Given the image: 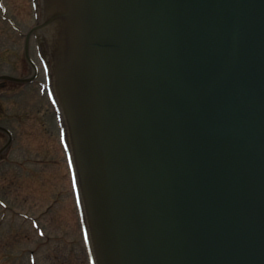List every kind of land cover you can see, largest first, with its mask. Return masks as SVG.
Masks as SVG:
<instances>
[{"label":"water","instance_id":"95a60500","mask_svg":"<svg viewBox=\"0 0 264 264\" xmlns=\"http://www.w3.org/2000/svg\"><path fill=\"white\" fill-rule=\"evenodd\" d=\"M42 14L94 263L264 264V0Z\"/></svg>","mask_w":264,"mask_h":264},{"label":"rangeland","instance_id":"374dc122","mask_svg":"<svg viewBox=\"0 0 264 264\" xmlns=\"http://www.w3.org/2000/svg\"><path fill=\"white\" fill-rule=\"evenodd\" d=\"M2 1L7 17L0 11V74L23 77L31 72L23 33L36 24L34 0ZM11 16L22 34L14 29ZM36 45L35 34L30 46L39 69L36 80L0 86V125L13 134L0 154V264H89ZM7 140L0 130V148Z\"/></svg>","mask_w":264,"mask_h":264}]
</instances>
